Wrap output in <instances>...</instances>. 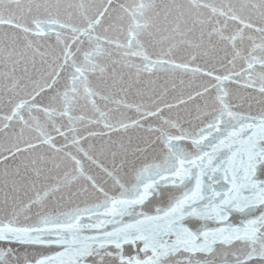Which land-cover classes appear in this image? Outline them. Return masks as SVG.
I'll return each instance as SVG.
<instances>
[{"label":"snow or ice","instance_id":"obj_1","mask_svg":"<svg viewBox=\"0 0 264 264\" xmlns=\"http://www.w3.org/2000/svg\"><path fill=\"white\" fill-rule=\"evenodd\" d=\"M0 264H264V0H0Z\"/></svg>","mask_w":264,"mask_h":264}]
</instances>
